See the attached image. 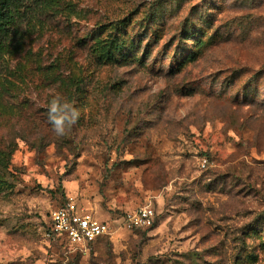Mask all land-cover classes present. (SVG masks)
Returning a JSON list of instances; mask_svg holds the SVG:
<instances>
[{
    "label": "rangeland",
    "instance_id": "1",
    "mask_svg": "<svg viewBox=\"0 0 264 264\" xmlns=\"http://www.w3.org/2000/svg\"><path fill=\"white\" fill-rule=\"evenodd\" d=\"M43 6L0 61V264H264V0ZM70 199L155 221L75 248L44 236Z\"/></svg>",
    "mask_w": 264,
    "mask_h": 264
},
{
    "label": "built area",
    "instance_id": "2",
    "mask_svg": "<svg viewBox=\"0 0 264 264\" xmlns=\"http://www.w3.org/2000/svg\"><path fill=\"white\" fill-rule=\"evenodd\" d=\"M154 221L155 210L151 204L125 211L114 219H104L85 205L70 199L50 212L45 222L44 236L75 248H86L120 227L146 228L152 226Z\"/></svg>",
    "mask_w": 264,
    "mask_h": 264
},
{
    "label": "trees",
    "instance_id": "3",
    "mask_svg": "<svg viewBox=\"0 0 264 264\" xmlns=\"http://www.w3.org/2000/svg\"><path fill=\"white\" fill-rule=\"evenodd\" d=\"M43 7V0H0V61L29 28L44 24ZM139 45L129 43L125 56L134 59ZM149 47L147 43L145 49Z\"/></svg>",
    "mask_w": 264,
    "mask_h": 264
},
{
    "label": "clouds",
    "instance_id": "4",
    "mask_svg": "<svg viewBox=\"0 0 264 264\" xmlns=\"http://www.w3.org/2000/svg\"><path fill=\"white\" fill-rule=\"evenodd\" d=\"M47 110L48 122L56 137L68 135L80 117L79 110L60 93L52 94Z\"/></svg>",
    "mask_w": 264,
    "mask_h": 264
}]
</instances>
